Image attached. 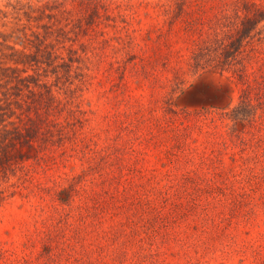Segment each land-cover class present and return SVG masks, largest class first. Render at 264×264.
Here are the masks:
<instances>
[{
	"label": "rangeland",
	"instance_id": "obj_1",
	"mask_svg": "<svg viewBox=\"0 0 264 264\" xmlns=\"http://www.w3.org/2000/svg\"><path fill=\"white\" fill-rule=\"evenodd\" d=\"M0 264H264V0H0Z\"/></svg>",
	"mask_w": 264,
	"mask_h": 264
}]
</instances>
